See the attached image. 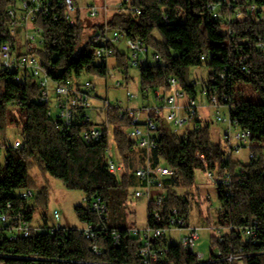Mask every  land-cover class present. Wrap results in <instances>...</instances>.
<instances>
[{
    "label": "trees",
    "instance_id": "trees-1",
    "mask_svg": "<svg viewBox=\"0 0 264 264\" xmlns=\"http://www.w3.org/2000/svg\"><path fill=\"white\" fill-rule=\"evenodd\" d=\"M20 1L23 0H0V43L17 41L8 28L11 22L8 9ZM24 1L30 3L31 0ZM38 1L42 4L50 1L52 6L47 13H36L35 22L42 30L44 48L39 49L30 43L31 53L41 59L44 68L60 83L74 81L80 86L83 80L94 76L106 80L108 68L99 62L92 49L94 33L104 27V21L86 22L78 0H75L74 23L70 22L66 6L61 5L60 0ZM211 1L123 0L125 12L113 13L107 18V24L129 37L141 39L165 61L162 65L140 67L142 88L162 86L166 78L174 76L183 89L192 92L194 85L188 78L189 69L203 65L201 55L211 56L207 64L216 73L228 64L230 77L227 81L219 79V84L231 93L236 107L233 115L240 125L254 133L253 148L257 158L250 163L239 160L224 162L223 142L213 138L211 125L207 123L197 131L184 133L174 132L163 124L157 133V147L151 151L150 160L153 166L167 165L173 170V176L166 179V210L178 208L187 218L192 199L190 195L183 199L177 188L196 184V171L203 169V165L195 153H207L211 167L217 168L219 174L230 170L233 174V196L225 201L224 190L219 188L223 209L217 213L214 222L208 216L205 220L208 225L232 224L235 229L226 235L225 241L212 237V246L221 248L225 256L230 253L242 255L243 264H264V241L251 245L238 230L245 217L259 219L264 226V51L246 49L249 54L246 64L251 72L245 73L241 70L240 54L236 48L243 41L255 42L258 37L264 40V22L255 24L246 18L236 20L232 24L235 35H230L225 26L208 12L207 4ZM259 2L264 3V0ZM115 57L114 67L122 70L129 83L133 79L129 54L116 49ZM12 76L0 70V143L2 147L6 146V162L0 167V209L11 201L16 208L25 207L29 218L34 221L35 205L19 198L17 193L33 187L32 170L38 167L43 174L60 179L68 189H80L85 193L87 204L76 206L78 217L84 224L98 223V217L89 204L94 197L101 195L110 209L108 225L110 229L121 231L122 239L120 246L113 244L111 235L93 241L85 238L78 227L69 226L67 231L60 229L54 233L21 238L7 245L18 255L38 254L48 260L11 257L9 264H140L139 241L129 235L130 226L122 217L130 203V190L136 184L132 173L135 157L143 158L145 155L126 131L130 118L111 108L109 123L112 130L106 129L101 140L88 144L81 136L88 125L76 118L70 130L63 135L48 116V104L36 100L40 95L36 82L32 79L16 81ZM246 85L258 101L247 97ZM11 126L20 129V147L8 143L7 134ZM111 134L122 164L120 178L108 166ZM41 194L47 197V189L41 190ZM157 225L165 226V222ZM94 244L101 249L100 254L92 248ZM241 247L244 251L239 252ZM58 258L62 262H57ZM168 264L198 262L194 255L179 245L172 248Z\"/></svg>",
    "mask_w": 264,
    "mask_h": 264
},
{
    "label": "built area",
    "instance_id": "built-area-1",
    "mask_svg": "<svg viewBox=\"0 0 264 264\" xmlns=\"http://www.w3.org/2000/svg\"><path fill=\"white\" fill-rule=\"evenodd\" d=\"M61 5L66 6L67 17L71 23L75 22V13L77 4L75 0H60ZM124 7L123 2L120 4ZM51 2L42 4L38 0L20 1L18 5L11 6L8 9L11 17L9 23V31L12 36H17L19 25L24 27L25 41L23 42V50L19 49V45L12 41H3L0 43V67L1 70L12 74L16 81H24L32 79L40 88V95L37 101L48 104V116L53 120L55 127L64 135L72 126L74 120L79 118L83 124L88 125L81 132L82 139L88 143H94L101 140L106 129L112 130L109 123V110L111 108L118 109L122 116L126 114L130 119L126 129L127 133L137 142L138 148L145 152V155L137 162L132 173L136 179V184L133 187L134 198H147V223L143 228L130 226L128 233L131 237L137 238L139 241L140 264H168L174 246H181L188 250L197 259L198 264H217L225 261L227 264H243L242 255L235 256L232 253L225 256L221 248L213 249L209 258L205 259L203 252L196 251V244L200 240V231L203 227L191 224L185 214L178 208H169L166 210L167 187L166 179L173 176V170L167 165L153 166L150 160L151 151L157 147V133L167 122L181 128L182 133L186 131H197L201 126L210 123L213 120H205L200 113V105L198 96L201 95V100H206L208 105L216 111V121L224 122L225 126L220 131V140L223 142L224 162L235 161L234 155L239 153L244 147L248 149V159L250 162L257 158L256 151L253 148L254 133L250 129L243 128L238 119L233 115L236 111L235 104L231 100V93L227 87H220L219 79L227 81L229 74V66L225 64L219 72L210 71V76L207 81L197 79L192 81L194 91L190 92L183 89L178 79L174 76L166 78L162 86L151 87L145 86L142 88L144 97H147L153 92L156 97L157 105H145L141 108H133L124 105L122 101H111L109 97H101L99 95L97 84L92 79H85L80 86L73 81L68 83H60L55 80L50 73L42 65L41 59L31 53L29 44L34 46L38 41L37 35L31 30L34 26L30 25L32 20H35L36 13L43 11L47 13L51 9ZM207 9L210 15L225 26V30L230 35H235L232 24L236 20L247 19L248 21L260 24L264 22V3L259 0H213L207 4ZM109 4L105 1L102 5L92 3L87 6V15L92 18L103 17L104 27L94 33V52L101 64H105L108 68L106 82L109 83L111 78H115L116 87L123 86V78L116 77L114 73H110L108 61L115 56L117 47L116 43L126 40L130 47V65L131 67L140 68L141 66L154 64H165L162 56L151 49L145 42L137 37H129L123 31L112 28L107 24V15ZM140 13V11H138ZM55 20L57 19L54 17ZM166 18V17H165ZM38 30L42 31L40 28ZM41 36V35H39ZM39 43L44 44L43 35ZM239 51L241 70L245 73H250V69L246 62L249 54L246 49L256 48L264 51V40L258 37L255 42L243 41L242 44L236 45ZM118 50V49H117ZM209 54L201 55V61L208 62ZM127 83L126 77L125 82ZM201 84L198 91L197 86ZM223 85L228 86L226 82ZM230 87V86H228ZM222 91V95L220 94ZM55 95V99L53 96ZM103 103L100 108L99 116L104 113V120L95 119V106L93 100L100 98ZM128 100L137 97L133 91H127ZM225 107L227 112L222 114L221 108ZM178 132L179 129H172ZM112 138V134H111ZM20 140L14 142V147H20ZM2 149L0 143V151ZM108 166L109 170L117 175L122 174V164L110 156L111 147L108 150ZM264 154V151H263ZM196 158L202 163L203 170L210 177L218 188L224 190L225 201L233 196V174L230 170L219 174L217 168L210 165V156L201 151L195 153ZM264 156V155H263ZM241 172L243 170H240ZM264 171V168H263ZM241 182V181H240ZM177 187V186H176ZM19 198L29 200L35 195L31 188L23 189L17 193ZM182 196V195H181ZM184 199L185 196L183 195ZM217 211L223 209V202L220 201ZM90 209L96 213L98 223H87L83 227L78 228L79 232L89 240L96 241L101 236L108 237L111 235L113 244L120 246L122 233L117 229H110L109 220V205L101 195H97L90 201ZM213 206V205H212ZM57 223L36 224L28 216L27 209L23 206L14 207L13 202H8L6 206L0 209V264H9L11 257L35 258L37 260H48L38 256V254L21 256L14 252L11 248V243L18 241L21 238H30L39 236L43 233H54L60 229L67 231L69 226L60 224V216L58 211L54 212ZM158 222H165V226L157 225ZM207 228L212 232V237L218 238L220 241H225L226 235L235 229L232 224L220 225L211 224ZM241 231L244 239L251 245H259L264 241V226L259 219L244 218L242 225L238 228ZM6 247V248H5ZM92 248L96 253L100 254L101 249L97 245ZM239 252L244 251L241 247ZM57 262H62L57 259Z\"/></svg>",
    "mask_w": 264,
    "mask_h": 264
},
{
    "label": "rangeland",
    "instance_id": "rangeland-1",
    "mask_svg": "<svg viewBox=\"0 0 264 264\" xmlns=\"http://www.w3.org/2000/svg\"><path fill=\"white\" fill-rule=\"evenodd\" d=\"M81 8L82 18L86 20V22H98L102 21L103 17L92 19L87 15V6L95 3L97 5H102L105 1L109 4V11L105 18H109L115 12H125V8L120 4L123 0H78ZM31 26H34L31 29L36 35L38 41H36L35 45L39 49L44 48L43 43H39L41 40L42 31L38 30V26H36L35 20L30 22ZM19 30L17 32V43L20 47L23 46V42L25 41V30L21 24L18 26ZM90 34L91 30H87ZM41 35V36H39ZM159 36V35H158ZM117 49L126 54H130V47L126 43V40H122L115 44ZM19 47V49H20ZM94 50V47H92ZM151 64H154L151 62ZM109 71L110 73H114L116 77L123 78V86L116 87L115 78H111L109 83L102 77L94 76L91 78L96 84L97 89L100 92L101 97H109L112 102L115 100H120L124 105L131 106L133 108H141L145 105H157L158 101L156 97L151 94L147 97H144L142 92V83L140 76V68L130 67V75L133 77L129 83L125 82V76L121 69L116 68V57H112L108 61ZM1 70V67H0ZM211 67L204 62L201 66H192L189 69L188 78L189 81H195L197 79L207 81L210 76ZM201 88V84L197 86L198 91ZM247 90V97L255 98L258 101V97L252 96L251 90L249 86H245ZM133 91L137 94V97L128 100L127 91ZM100 98H95L93 100L95 108L94 115L96 116L99 113L100 108H102L103 103ZM201 95L198 96V103L200 105V113L202 117L207 120H213L210 122L212 136L215 140L220 139V131L223 130L225 124L224 122L216 121V111L210 107L206 100H201ZM55 99V95L53 96ZM222 114L227 112L226 108H221ZM97 112V113H96ZM104 113L99 116L100 121L104 120ZM167 125L172 129H179L178 132L182 133L181 128L176 127V125H172V123H168ZM8 143L14 144V142L20 139L21 132L17 126H11L8 129ZM111 152L110 156L118 162H121L116 145L114 140L111 138L110 141ZM235 160H239L241 163H249L248 159V149L242 148L239 153L234 155ZM141 160V156L136 155L135 162H139ZM6 162V146L2 147L0 151V167H3ZM34 185L31 187L35 195L29 199V203L35 205V214H34V223L36 224H44L47 222L49 225H54L57 223V220L54 216V212L58 211L60 216V224L64 226L78 227L81 228L85 224L81 222L76 212V206L78 205H86V196L85 193L80 189H68L63 182L51 176L50 174H43L38 167H35L32 170ZM120 178V175H118ZM47 189V197H43L41 194V190ZM133 188H131L130 192V203L125 212V215L122 217L125 218L126 225L128 226H137L139 228H143L147 223V198H134L133 197ZM180 195H190L192 199L191 212L189 216V222L191 224H195L203 227L200 231L201 238L198 240L196 244V251L203 252L205 254V259L209 258L211 251L214 249L212 246V232L207 228V220L205 218L211 217L214 222L216 219V215L218 213L217 208L220 205V189L214 183V181L207 176L206 172L203 169H198L196 171V184L192 187H182L177 188ZM213 205V206H212Z\"/></svg>",
    "mask_w": 264,
    "mask_h": 264
},
{
    "label": "crops",
    "instance_id": "crops-1",
    "mask_svg": "<svg viewBox=\"0 0 264 264\" xmlns=\"http://www.w3.org/2000/svg\"><path fill=\"white\" fill-rule=\"evenodd\" d=\"M20 49H21V50H23V49H24V47H23V48H22V47H20ZM90 79H91V78H90ZM98 92H99V90H98ZM99 95H100V92H99ZM96 113H97V112H96ZM95 119H96V120H99V113H97V114H96V117H95Z\"/></svg>",
    "mask_w": 264,
    "mask_h": 264
}]
</instances>
